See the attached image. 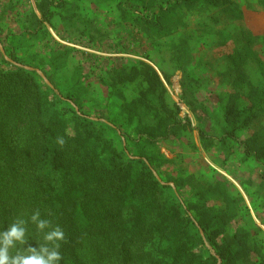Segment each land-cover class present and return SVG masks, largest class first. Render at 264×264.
I'll use <instances>...</instances> for the list:
<instances>
[{"label": "rangeland", "instance_id": "374dc122", "mask_svg": "<svg viewBox=\"0 0 264 264\" xmlns=\"http://www.w3.org/2000/svg\"><path fill=\"white\" fill-rule=\"evenodd\" d=\"M43 2L0 0V86L16 80L6 59L36 71L42 88H52L47 116L64 120L57 133L65 141L62 155L68 159L71 150L74 164L88 167L70 180L76 189L102 186L91 184V175H107L108 162L127 167L126 157L153 158L154 179L194 205L189 215L198 227V217L208 218L224 228L219 240L245 235L255 249L252 261L264 264V161L248 156L242 144L257 132L264 146V109L237 131L238 139H222L231 118L248 113L252 90L264 93V0H48L47 17ZM158 14L161 25L150 23ZM242 73L246 82L238 79ZM164 103L179 106L178 118L189 120L188 127L157 142L119 136L148 128L149 119H165ZM130 181L126 175L120 183ZM151 185L148 177L145 190ZM156 195L153 205L164 211L157 255L173 264L186 256L205 264L196 257L203 246L189 233L184 242L176 240L182 224L169 203L164 208L161 192Z\"/></svg>", "mask_w": 264, "mask_h": 264}, {"label": "trees", "instance_id": "16d2710c", "mask_svg": "<svg viewBox=\"0 0 264 264\" xmlns=\"http://www.w3.org/2000/svg\"><path fill=\"white\" fill-rule=\"evenodd\" d=\"M170 1L174 5L194 3L193 0ZM50 6L48 0L41 4L44 17L48 16ZM161 18V14L152 16L150 23L161 25ZM12 59L17 61L14 55ZM4 62L10 66L9 73L14 74L16 80L11 77L9 83L0 86V230H6L8 225L22 218L29 221V241L24 247L29 244L37 246L36 242L44 243L43 233L29 220L32 212L39 209L41 218L50 220L52 226L60 225L65 232V240L60 242L63 257L60 264H173L172 260L165 259V255L158 256L156 251L160 243L157 222L163 218L164 211H160L153 202L158 199L156 193L161 192L165 198L164 208L167 209L169 203L182 224L176 240L184 242L183 233L186 231L193 242L203 246L201 252L196 253L198 259L205 260V264H218L219 258V264L256 263L252 261L255 249L245 235L236 233L219 240L221 234H225L224 228H216L210 219L200 217L197 221L201 228L196 225L189 215L194 205L187 203L169 183L160 184L154 179L156 163L153 158L132 160L126 157L123 164L127 167L119 162H108L102 169L107 175H91V184L99 181L102 186L97 183L95 187L85 185L76 189L78 186L70 180L88 167L74 164L71 150H67L68 159L62 155L64 149L57 142V133L64 120L55 115L47 116V90L52 88H42L36 71L6 59ZM243 77L244 73L238 79L242 82ZM27 80L31 82L27 83ZM251 97L253 104L248 113L240 118L239 112V117L234 115L229 119L230 128L222 139H238L237 131L250 126L259 117L264 109V93L259 94L253 89ZM231 106L238 110L234 102ZM163 108L165 119L157 123L149 119L148 128L134 134L118 133V128L105 125L124 136L126 141L169 139L178 132V128L188 127L189 120L188 124H183L178 118L179 106L170 109L164 103ZM201 137L213 145L211 138L202 130ZM242 144L248 156L264 161V146L257 132ZM120 167L126 173H122ZM126 175L131 177V181L121 185L120 181ZM148 177L152 180L150 191L144 187ZM111 186L114 190L107 192ZM149 209L151 212L148 213ZM201 230L209 242V249L204 245ZM173 232L167 235L166 241ZM11 254L14 255L15 250H11ZM179 264L192 263L186 256Z\"/></svg>", "mask_w": 264, "mask_h": 264}, {"label": "clouds", "instance_id": "9594fccd", "mask_svg": "<svg viewBox=\"0 0 264 264\" xmlns=\"http://www.w3.org/2000/svg\"><path fill=\"white\" fill-rule=\"evenodd\" d=\"M57 142L61 145L65 143L62 137ZM29 220L43 233L44 243L36 242L37 246L29 244L24 247L29 241V221L18 218L6 230H0V264H60L63 259L60 242L65 240L62 227L52 226L50 220L41 218L39 209L32 212ZM11 250H15L14 255Z\"/></svg>", "mask_w": 264, "mask_h": 264}]
</instances>
